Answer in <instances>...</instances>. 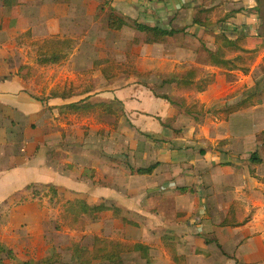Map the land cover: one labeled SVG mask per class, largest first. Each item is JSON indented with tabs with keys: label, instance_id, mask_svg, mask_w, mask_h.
<instances>
[{
	"label": "rangeland",
	"instance_id": "1",
	"mask_svg": "<svg viewBox=\"0 0 264 264\" xmlns=\"http://www.w3.org/2000/svg\"><path fill=\"white\" fill-rule=\"evenodd\" d=\"M88 1H92L90 6L82 3L84 8L72 11L59 8L58 0H13L6 11L0 0V85H17L21 98L39 106L35 121L8 122L28 143L25 158L19 147L18 165L30 163L22 162L29 158L32 143L33 165L41 160V166L52 178V181L33 178L34 183L22 188L18 196L27 175L8 179L15 191L2 192L4 199L0 204V260L3 258L4 264H40L54 254L56 257L50 264H77L73 253L78 248L100 257L115 247H125L122 259L129 255L132 260L142 253V247L139 252L133 245L128 246L131 241L125 229L127 225L123 224L126 206L122 200L127 203V199H133L136 204L143 194L139 188L143 181L137 184L138 180L132 178L134 166L160 165L155 158L163 162L171 158L172 152L165 148L169 140L159 136L157 121L147 119L141 124L137 123L140 116H136L141 113L137 108L144 110L136 103L137 98L146 99L154 110H160L156 106L166 108V102L157 99L154 96L157 91L148 85H155L158 77H164V82L169 84L174 74L169 72L170 68L159 67L157 58L163 55L168 59L172 54L170 38L158 41L155 34H139L134 16L125 14L122 15L124 28L112 30L108 26L109 15L114 13L111 0ZM151 1L154 0L143 2ZM75 4L79 6L73 2L72 7ZM69 20L76 24L69 25ZM75 38L92 40L95 51L87 53L79 49L74 65L68 61L77 48ZM52 39L70 43L49 42ZM69 49V57L61 62L48 61L52 53H66ZM39 56H43V63ZM85 98L88 104L80 102ZM106 101L115 104L113 113L102 107ZM91 103L94 106L90 107ZM71 104L78 106L69 108ZM192 115L201 120L206 117L205 109ZM182 128L176 126L174 134L169 131L168 136L187 139L185 132L178 133ZM131 147L141 148L142 153L132 155ZM174 149L173 144L171 150ZM3 171L0 165L1 188L6 182ZM177 172L173 170L174 178ZM182 176L185 178V174ZM35 183L40 185L31 187ZM163 187L170 188L166 184ZM178 187L179 194L175 189V195L196 193L195 187L184 184L180 176ZM58 197L68 201L63 204ZM78 198L94 206L105 202L109 210L100 214L97 221L83 216V222H88L85 227L72 226V215H66L65 211H75ZM155 203L158 199L151 203V208L156 207ZM114 204L123 210L121 219L113 218ZM137 210L136 205L129 208L132 212ZM249 219L243 214L236 222H249ZM8 250L11 254L6 256Z\"/></svg>",
	"mask_w": 264,
	"mask_h": 264
},
{
	"label": "crops",
	"instance_id": "2",
	"mask_svg": "<svg viewBox=\"0 0 264 264\" xmlns=\"http://www.w3.org/2000/svg\"><path fill=\"white\" fill-rule=\"evenodd\" d=\"M68 1L58 0L59 8L75 11L84 8L82 3L85 6L92 3L88 0ZM143 1L111 0L110 8L122 19L124 14L134 16L135 30L139 34H155L158 41L167 39L163 32L173 34L169 37L172 54L168 59L163 55L157 57L159 67L170 68L169 72L184 76L199 69L212 73L213 80L202 92L195 93L179 90L177 84H166L164 77H158L155 85L148 87H154L157 91L154 96L166 102V108L156 106L160 110L152 109L144 98L136 99L138 106L144 109L137 108L141 112L136 115L140 116L137 123L144 124L147 119L157 121L159 136L169 140L165 148L172 154L164 162L155 158L160 165L154 176L132 175L134 181L138 180L137 184L143 181L139 186L143 194L136 204L133 199H127V203L122 200L126 206L123 224L127 225L125 229L131 241L128 246L133 245L139 252L141 247L143 249L137 260L128 255L123 257V262L264 264V0ZM73 2L79 6L72 7ZM68 23L76 24L74 20ZM75 42L77 48L68 61L74 65L79 49L87 53L95 51L92 40L75 38ZM219 51L220 59L226 64L216 67L215 55ZM193 94L199 104L194 103L191 108L200 107L206 113V117L195 125L192 116L183 112L179 103L172 104L163 99L166 96L176 101L181 97L190 99L194 98ZM131 109L135 108L132 106ZM38 111L36 103L21 98L17 85H0V165L6 174L2 188L0 180V204L4 199L2 192L15 191L8 179L27 175L17 196L22 188L34 183L33 178L52 181L39 158L40 162L33 165L35 157L30 158L32 143L29 144V158L22 162L30 163L18 165L19 147L25 158L28 143L8 124L12 119L33 122ZM167 121L172 122L174 128H185L184 136L188 138L169 137L170 130L161 124ZM173 144L175 149L171 150ZM126 153L129 154L128 150ZM140 153L141 148L131 147L132 155ZM254 154L258 157H253ZM173 170L178 171L176 178ZM182 171H185V178ZM179 176L184 184L195 187L196 193L175 195ZM166 180L170 181L164 182ZM165 184L170 188L163 187ZM36 185L40 184L31 187L36 188ZM155 199L158 203L151 208ZM133 205L139 210L129 211ZM232 206L249 216V222L225 225ZM240 216L237 213V218ZM121 249L123 256L126 248Z\"/></svg>",
	"mask_w": 264,
	"mask_h": 264
},
{
	"label": "trees",
	"instance_id": "3",
	"mask_svg": "<svg viewBox=\"0 0 264 264\" xmlns=\"http://www.w3.org/2000/svg\"><path fill=\"white\" fill-rule=\"evenodd\" d=\"M13 0H3V4L4 7L6 9V11L8 10L9 6L12 5ZM113 10V9H111ZM114 13L109 15V19H108V26L110 29L112 30H122L123 26H124V20L118 15L116 14V12L113 10ZM150 30V29H149ZM157 31V30H155ZM163 35L167 36V37H171L173 34L171 32H163ZM49 42H56L55 40H50ZM58 44H63V43H70V41L65 40V41H61V42H56ZM69 51L66 53H62V52H55L52 53L51 56L48 58V61L50 62H61L63 59L69 57ZM220 51L218 53H216L215 57V61H214V66L218 67L221 64H226L225 61L220 59ZM41 57L39 59V61L41 63H43V56H39ZM45 65V64H43ZM204 76V78H203ZM202 77V79L200 81H197V78ZM213 80V74L212 73H206V72H202L199 69H194L193 71H191L189 74H187L186 76L184 75H179V74H173L172 77L169 80V84H173L176 85L177 88L179 90H184L185 92H190V91H194L195 93H199L202 92L207 85L211 84ZM207 82L204 83V82ZM194 97V96H192ZM63 98H67V97H63ZM164 100L172 103V104H178L179 106L182 108V111L185 112L188 115H191L194 122L193 125H195L196 123H198V119L197 117H194L192 114L195 113L196 110H202L200 107L196 108H191L194 103H196L197 105L199 104L197 101V98H190V99H185L184 97H181L178 101H176L174 98L170 97V96H166L163 97ZM85 102V104H88L87 102V98L83 99L80 101ZM77 104H71L68 107L69 108H77ZM94 106L93 103L90 104V107ZM105 106L106 107V111L109 113H113V107L115 106V104L113 105L112 103H108V101H106L104 104H102V107ZM112 106V107H111ZM241 105L238 106V108H240ZM211 113V111H209ZM126 116V115H125ZM128 119V118H127ZM169 122V121H167ZM167 122H161L163 127H166L168 130L172 131L174 133V125L172 123V125H168ZM184 132V129H179L178 133L182 134ZM253 157H258L257 154H254ZM159 166V163L151 165L149 167L146 168H132L131 169V173L132 175H139V176H148V175H152L155 171V169ZM97 184V183H95ZM182 190H180L181 192ZM176 193H178V190L176 189ZM58 201L62 202L63 204L65 202H67L68 200L65 199L64 197H58ZM76 203H75V211L71 212V211H65L66 215H72V226L73 225H79L80 227H85L88 222H83V216H88L91 217L90 221H97L99 219V215L108 211L109 210V206L105 203L104 205L101 206H94L93 204H88L87 200L85 199H81L78 198L76 199ZM236 209V207L232 206L231 208V212H230V216L229 219L224 223L225 225H231V226H235V225H239L241 223L236 222L237 219V213H240V217H243L242 212L239 209H236V216L233 218L232 222V214L234 212V210ZM113 218L114 219H121L122 218V208L117 207L116 204L113 205ZM62 216L63 220L65 218V216ZM1 252V251H0ZM11 254V250H8V253L6 254V256ZM94 253L91 251H87V250H83L81 248H78L74 251L73 256L74 258L77 260V264H96L94 260L98 259L100 262L98 264H124L123 259H122V249L121 247H115L113 248V251L110 253H104L102 256L100 257H94ZM56 257V255H52L50 256L48 259H46L45 261H43L40 264H50L53 263V259ZM1 263L4 264L5 260L3 258H1L0 260ZM25 264H30V263H25Z\"/></svg>",
	"mask_w": 264,
	"mask_h": 264
}]
</instances>
